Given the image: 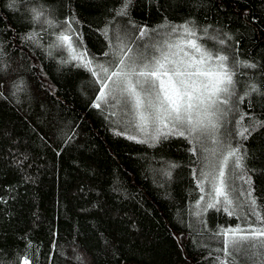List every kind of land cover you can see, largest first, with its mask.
Returning <instances> with one entry per match:
<instances>
[{"label": "trees", "instance_id": "1", "mask_svg": "<svg viewBox=\"0 0 264 264\" xmlns=\"http://www.w3.org/2000/svg\"><path fill=\"white\" fill-rule=\"evenodd\" d=\"M188 34L231 75L233 205L203 199L189 135L138 137L114 100L94 106L88 59L143 62ZM24 258L264 264V0H0V264Z\"/></svg>", "mask_w": 264, "mask_h": 264}, {"label": "rangeland", "instance_id": "2", "mask_svg": "<svg viewBox=\"0 0 264 264\" xmlns=\"http://www.w3.org/2000/svg\"><path fill=\"white\" fill-rule=\"evenodd\" d=\"M155 55L143 62L130 56L112 69L88 59L101 84L94 106L114 100L117 111L130 114L126 121L138 137L189 135L204 154L203 179H210L202 187L203 199L233 205L229 179L236 170L235 152L220 137L231 85L223 57L209 53L189 34L169 41Z\"/></svg>", "mask_w": 264, "mask_h": 264}, {"label": "built area", "instance_id": "3", "mask_svg": "<svg viewBox=\"0 0 264 264\" xmlns=\"http://www.w3.org/2000/svg\"><path fill=\"white\" fill-rule=\"evenodd\" d=\"M22 264H28L27 260L24 259Z\"/></svg>", "mask_w": 264, "mask_h": 264}]
</instances>
